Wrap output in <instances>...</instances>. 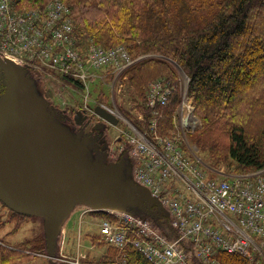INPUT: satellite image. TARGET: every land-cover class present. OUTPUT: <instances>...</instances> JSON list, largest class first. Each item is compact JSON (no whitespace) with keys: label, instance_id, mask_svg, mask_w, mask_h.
I'll return each instance as SVG.
<instances>
[{"label":"built area","instance_id":"obj_1","mask_svg":"<svg viewBox=\"0 0 264 264\" xmlns=\"http://www.w3.org/2000/svg\"><path fill=\"white\" fill-rule=\"evenodd\" d=\"M0 53L38 74L83 84L95 71L123 72L133 63L124 47H91L83 57L76 49L71 9L62 0L42 6L0 0ZM172 94L165 81L155 83L146 103L153 110L152 128L133 130L127 138L135 181L170 213L179 237L171 241L149 220L107 210L113 219L102 222L103 242L121 250L132 244L152 264H221L222 252L264 264V170L233 180L207 179L178 142L156 133L158 109Z\"/></svg>","mask_w":264,"mask_h":264},{"label":"trees","instance_id":"obj_2","mask_svg":"<svg viewBox=\"0 0 264 264\" xmlns=\"http://www.w3.org/2000/svg\"><path fill=\"white\" fill-rule=\"evenodd\" d=\"M48 1L25 0L34 6ZM63 1L72 10L79 43L88 39L102 44L125 43L138 56L161 57L147 59L142 62L145 65L173 66L176 62L190 77L189 96L207 127L222 122L229 128L230 157L250 172L264 169V0ZM135 67L132 69L137 73ZM137 88L138 95H142L141 85ZM172 102L173 97L170 106ZM169 105L161 110L157 121L158 134L166 137L162 127ZM142 110L145 118L142 122L149 128L152 114L145 106ZM212 155L216 157L215 153ZM151 206L164 217L156 220L138 210H129L151 220L159 232L171 239L178 237L169 214L154 202ZM30 242L25 243V249L0 245L1 259L8 254L24 255L29 252L26 246ZM40 248L42 255L49 256L48 245ZM114 249L120 254V264H152L132 244L122 250ZM63 259H52V264H69ZM100 260L98 264L114 262L109 254ZM218 260L221 264H248L243 257L224 252L218 254Z\"/></svg>","mask_w":264,"mask_h":264},{"label":"rangeland","instance_id":"obj_3","mask_svg":"<svg viewBox=\"0 0 264 264\" xmlns=\"http://www.w3.org/2000/svg\"><path fill=\"white\" fill-rule=\"evenodd\" d=\"M98 45L107 48L124 47L133 59L131 67L123 72H117L115 70L97 72L92 76V79L88 80V88L66 78H56L55 76L51 78L46 75L40 76L29 70H23L21 73L19 71L16 72L19 80L25 82V88L30 91L31 97L37 100V105L45 106L48 110L47 112L55 109L53 107L54 103L62 110L68 105L75 106L76 109L86 107L87 102H89L90 104L88 106H102L116 113L120 119V123L113 130V137L110 138V153L112 155L109 156L106 166L116 168L113 170L115 173L116 171L120 172L119 167L125 173V177H127V180H125L122 172L120 175L117 173L120 180L125 181V183L131 182L129 170L136 165L133 160L128 159L127 155L125 157L123 156L124 160L120 162L122 150L119 151V149L124 147L128 150V141L123 132L131 133L133 128L141 131L148 129V125L142 122L145 119L142 107H146L150 90L159 81H165L173 90V102L164 111H167L165 115L167 121L164 123L162 130L168 137H179L183 140V152L193 163L205 169L207 179L220 178L233 180L237 176L256 173V171L250 172V170L240 167L230 157L228 151L231 142L230 130L225 126V123L216 122L213 128H210L201 119L202 117L198 115L193 98L189 96L190 77L184 70L189 79L179 71L174 64L176 62L172 63L173 66L164 63H148L145 65L142 62L147 61V59L161 57H158V55L138 56L132 53L130 46L125 43L118 44L115 42V44H102L88 39L80 41L79 50L83 57H87L90 48ZM134 66L137 68V73H134V69H132ZM137 85H141L143 89V94L140 96L136 91L138 89ZM2 90L3 87L1 88V93ZM6 91L7 88H5V93ZM2 95L1 98L3 97ZM171 112H173L172 126L169 123ZM55 121L52 127L54 130L52 131L53 134L64 139L70 147L76 145L80 152L86 158L90 159V148L88 145H84L85 141L83 138H77L74 131L75 127L70 126L66 121H58L57 119ZM235 121L238 122V119L235 118ZM205 131L206 133L204 134ZM200 136H203V138L199 141ZM119 141H122L121 145L118 144ZM214 153L216 157H213L212 154ZM137 188L131 187L128 189L127 194L129 196L123 200L125 203L119 206H126L128 209L138 210L141 214L149 215L156 220L164 217V214L158 215L155 208L151 206V202L153 201L148 194L136 200V202H132V200H135V196H137V199L140 197V194L136 193ZM131 194H134L133 198ZM92 207L94 206L87 202L79 203L77 205V211L76 206L70 209L71 211L67 214V220H69L67 222L68 231L64 230L62 225L60 226L55 251L56 257L54 254L53 257L55 258H52L42 255V249L40 248V245L47 247V239L45 237L47 216L34 214L25 217V213H20L10 206H2L0 203V245L3 244L9 249L15 246L25 249V243L27 241L29 242V240L31 241L30 245L27 244L26 246L29 252H25L24 255L8 254L4 259L0 257L2 261L0 264H52V259L57 260L58 257H66L67 259L63 260L69 264H98L101 261L100 256L104 253L109 254L113 258L114 262L110 264H120V254L118 256V252L114 248L110 249L109 246L100 243L101 236L99 230L101 220L104 216H102L103 213L95 214L86 212ZM84 210L86 211L83 214L82 212ZM165 230L169 231V228ZM64 233H67V235L64 238L62 248L60 237L63 238ZM81 240L82 247L80 246ZM80 251L87 256L78 259Z\"/></svg>","mask_w":264,"mask_h":264},{"label":"water","instance_id":"obj_4","mask_svg":"<svg viewBox=\"0 0 264 264\" xmlns=\"http://www.w3.org/2000/svg\"><path fill=\"white\" fill-rule=\"evenodd\" d=\"M174 64L186 76L183 69ZM1 69L7 73L8 85L0 101V119L10 127L0 146V199L20 213L47 216L45 237L49 256L56 257L60 226L70 209L79 203L89 202L97 211L116 210L137 216L126 206L119 205L125 203L123 200L129 196L127 190L131 187H140L136 192L140 197L137 199L131 194L135 199L132 202L146 194L151 197L149 190L137 186L132 177L131 182L125 183L119 179L122 172L119 167L120 172L115 173L114 167L93 164L76 145L70 147L64 139L53 134L56 121L47 108L37 105L32 97L17 95L16 71L21 73L25 69L0 55ZM94 114L108 125L119 124V118L107 108L97 106ZM85 119L83 112L78 111L75 124L81 126ZM84 141L85 146L90 145L91 140ZM100 144L95 145L94 150L99 149ZM122 174L127 180L125 173ZM129 174L131 176V172ZM151 199L160 204L157 199Z\"/></svg>","mask_w":264,"mask_h":264},{"label":"flooded vegetation","instance_id":"obj_5","mask_svg":"<svg viewBox=\"0 0 264 264\" xmlns=\"http://www.w3.org/2000/svg\"><path fill=\"white\" fill-rule=\"evenodd\" d=\"M17 95H21L23 98L28 97L31 98L30 91L25 88V82L23 80H19V76L17 75ZM8 76L4 69L0 70V98L1 95L4 96L5 88H7L8 85ZM3 87L2 93L1 88ZM2 99V98H1ZM34 99V98H31ZM1 101V100H0ZM59 101V100H58ZM65 103V101H64ZM67 103V102H66ZM75 104V102H74ZM86 107H80L79 109H76L75 106H66L64 109L60 110L57 107V104L54 103L53 107L55 109L51 110L49 114L53 116V118L57 119L58 121H66L70 126H74L76 136L79 138H83V140L89 139L91 140L90 145L88 147L90 148V161L93 164L100 165V164H107L109 160V156L112 155L110 153L111 145H110V138L113 137V130L115 127L110 126L106 124L104 121H102L100 118H98L94 114V109L92 106ZM78 111L83 112V115L86 117L84 120V124L81 126H76L75 124V117L76 113ZM18 114L17 112H14V115ZM19 117V114H18ZM10 126L7 122H3V119H0V146L3 145V136L4 133L7 131V129ZM103 142L100 144V142ZM122 141H119L118 144L121 145ZM100 144L99 149H95V145ZM1 152V150H0ZM124 153L121 154V159L123 157ZM120 159V160H121Z\"/></svg>","mask_w":264,"mask_h":264},{"label":"crops","instance_id":"obj_6","mask_svg":"<svg viewBox=\"0 0 264 264\" xmlns=\"http://www.w3.org/2000/svg\"><path fill=\"white\" fill-rule=\"evenodd\" d=\"M172 180H177V179H176V178H173ZM74 207H75V206H74ZM86 210H87V209H86ZM86 210H84L82 213L84 214V212H85ZM76 211H77V205H76ZM68 221H69V220L66 219L65 222H64L63 225H62L64 230H67V228H68V226H67V224H68L67 222H68ZM67 231H68V230H67ZM66 235H67V233H64L63 238L60 237V242H61L60 244H61L62 248H63V244H64V238H65ZM89 238H90V237H89ZM61 239H62V240H61ZM80 246L82 247V240H81ZM104 255H105V253H104L102 256H100V258L103 257ZM86 256H87L86 254H82L81 251H80V253L78 254V259H81V257H82V258H85ZM62 258H63V257H62ZM64 259H67V258L65 257ZM78 259H77V260H78Z\"/></svg>","mask_w":264,"mask_h":264},{"label":"bare ground","instance_id":"obj_7","mask_svg":"<svg viewBox=\"0 0 264 264\" xmlns=\"http://www.w3.org/2000/svg\"><path fill=\"white\" fill-rule=\"evenodd\" d=\"M109 219H113V216H111L110 214L107 215Z\"/></svg>","mask_w":264,"mask_h":264}]
</instances>
